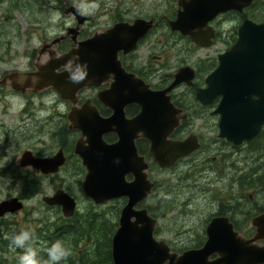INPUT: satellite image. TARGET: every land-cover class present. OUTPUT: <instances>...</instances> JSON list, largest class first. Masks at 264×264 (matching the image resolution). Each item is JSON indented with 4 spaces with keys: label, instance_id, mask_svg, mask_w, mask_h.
I'll return each instance as SVG.
<instances>
[{
    "label": "water",
    "instance_id": "obj_1",
    "mask_svg": "<svg viewBox=\"0 0 264 264\" xmlns=\"http://www.w3.org/2000/svg\"><path fill=\"white\" fill-rule=\"evenodd\" d=\"M250 2L240 0V10ZM182 6L183 11L178 20L171 23L172 28L190 34L199 42L191 29L197 23H205L210 6ZM238 7L224 5L218 11ZM149 26L145 20H135L132 28H126L127 38L130 29L133 32L126 50L133 48L132 43L139 36L135 30L140 27V34H143ZM67 33L74 34L71 29ZM123 36L122 27L118 26L78 43V47L60 54L61 59L52 60L45 67H40L38 63L35 65V69L39 68L38 72L6 75L10 80L26 75L28 79L23 89L38 92L53 88L60 98L72 105L77 102L78 90L110 84V88L98 95L101 103L113 111L110 116H100L96 107L86 102L81 109L72 107L68 121L70 129L81 131L74 144V153L86 169L81 183L84 194L95 205L126 198L111 238L112 264H264V243H257L264 239V211L251 219V225L256 229L251 238L234 231L233 225L224 216L210 219L205 228L206 240L197 248L179 253L172 251L166 240L155 237L157 219L150 215L147 208L138 207L153 194L154 182L149 177V164L145 156L138 153L135 142L138 139L149 142L147 156L160 168L171 167L180 158L199 149L195 135L182 141L168 139L178 126L179 118L165 93L182 83L190 84L193 72L189 67L181 68L174 74V81L167 89L150 90L140 79L127 74L116 60L117 51L127 41ZM60 38H54L50 45L57 44ZM74 53H78L81 62L88 66L87 78L78 85L68 82L67 73L62 71L64 62ZM32 75L40 78L35 88L31 86ZM206 84L205 89L197 91V98L202 103L222 95L218 109L221 114L219 137L236 145L253 139L264 126V24L245 20L240 25L238 42L231 51L220 55L219 65L207 76ZM12 86L18 88L16 83ZM126 104L138 105L139 113L127 118L123 109ZM108 133L116 134L117 141L107 143L103 136ZM65 160L62 149L51 157H36L32 151L26 150L19 164L22 167L31 166L43 174H54ZM42 200L46 205L60 207L65 218H71L76 211L75 198L62 188ZM23 205L18 197L0 201V217L18 213Z\"/></svg>",
    "mask_w": 264,
    "mask_h": 264
},
{
    "label": "flooded vegetation",
    "instance_id": "obj_2",
    "mask_svg": "<svg viewBox=\"0 0 264 264\" xmlns=\"http://www.w3.org/2000/svg\"><path fill=\"white\" fill-rule=\"evenodd\" d=\"M78 2L79 0H0V34L4 37L15 39L16 44L17 41L21 42L23 44L22 49L28 50L30 56L28 57L29 64L27 68L29 71L27 72H31L35 69V65H37L35 61L39 60L40 54L45 51L54 50V52L59 54L66 53L78 47V43L84 42L94 35H103L107 30L116 29L118 26L122 27L123 37H126V28H132L135 20L149 22V29L143 34H140L141 26L135 30V33H139V36L132 43L134 44L133 48L126 50L128 48V40L131 41L133 38V32L130 29V35L128 38L126 37L125 46L117 51L116 60L127 74L134 75L140 79L152 91L167 89L174 81V74L179 69L184 67L192 69L193 78L190 84L182 83L165 93L169 97V102L178 112L177 116L179 118L178 126L174 128L168 139L182 141L195 135L200 144L197 151L189 156L180 158L171 167L159 169L185 167L188 164V160L203 148L199 130H215L217 136L214 141L210 142V150L215 153L212 156L213 159L216 158L215 155L217 154L220 159L218 164H222L223 166L221 171L212 169L210 173L214 176L220 175V178L227 174L225 177L228 178L231 185L236 186V192L230 193L227 198H218L216 210L206 221L204 235L202 234L201 237L199 236L195 239L196 246H202L205 242L206 225L215 216L227 217L233 225V230L240 233V205H242L240 202V144L236 145L225 138L219 137L221 114L218 112V109L222 95L218 94L210 102L202 103L197 98V91L207 87V76L218 67L220 55L231 51L238 42L240 25L245 20H249L255 24H264V0H251L241 10L240 0H90V2L98 4V8L93 14L86 16L76 14V9L73 5ZM149 4L153 8H149ZM183 4L195 7L202 5L210 6L209 16L205 23H197L191 29L193 36H196L201 42H196L190 34H184L182 31L172 28L171 23L178 20L179 14L183 11ZM224 5H237L239 7L218 11ZM213 11L214 14H212ZM51 14H54L56 18L59 16L64 17V32L53 38L50 35H39L42 38L39 39L41 47L36 48L33 42L30 41V38L37 37V32L35 34L36 21L41 15L49 16ZM68 29H71L74 34L67 33ZM55 37L62 38H60L61 40L57 44L50 45L52 39ZM9 42L12 43L11 41ZM40 51L42 52L39 54ZM14 72L20 73L21 71L7 72L0 77V100L5 98V95L14 97L26 96L32 102L37 96L52 97L57 100V104L59 103L62 106L59 118H63L65 122L57 133L59 132L61 136L68 131L70 133L68 145L66 143L63 144L65 140L67 141L66 138H64V141L61 140L58 143L57 150L62 149L66 162L56 173L43 174L31 166H20V157L22 152L26 150L32 151L36 157H51L56 153L36 154L31 146L25 147L12 161L11 165L14 168L11 174L5 173L4 167L0 168V177L10 178V180L17 181V184L20 185L19 193H9L4 199L18 197L25 203L26 197L21 196L22 181L35 180L37 177L42 180V178L59 176L63 167L68 163L69 154L66 148H71L73 151L74 143L81 135V131L69 128L68 114L71 112L72 107L81 109L86 102H90V105L95 106L102 117L110 116L113 111L105 107L98 97L100 92L110 88L109 83H103L99 87L78 90L76 93L77 102L75 105H72L70 101L60 98L53 88H46L38 92L30 88L23 89L24 86L18 84V88H14L12 85L15 84L16 80L6 78V75ZM5 89L8 92H5ZM253 97L254 99L257 98V96ZM123 109L127 118L135 117L140 111V107L136 104H126ZM194 119L201 120V125L195 130L193 127ZM263 132L264 126H262L259 134ZM31 136L35 141V134ZM5 137L3 125H0V155L5 154ZM103 138L107 143L117 141V136L114 133L105 134ZM135 143L138 153L144 155L145 159L149 163H152L150 158L147 157L149 142L145 139H138ZM144 145L147 146L144 147ZM76 160L85 174L86 170L81 164V160L77 157ZM82 172H79L78 176ZM234 172L236 176L233 175ZM128 179H131V177H128ZM257 180L261 184L264 181V175L257 177ZM250 204H252L251 219L254 216L262 214L264 211V189L258 191L255 199ZM255 230L251 225V231L242 234L246 238H251L254 236ZM257 243H264V239ZM214 257L210 256V258Z\"/></svg>",
    "mask_w": 264,
    "mask_h": 264
},
{
    "label": "rangeland",
    "instance_id": "obj_3",
    "mask_svg": "<svg viewBox=\"0 0 264 264\" xmlns=\"http://www.w3.org/2000/svg\"><path fill=\"white\" fill-rule=\"evenodd\" d=\"M149 8H153V6L149 4ZM64 26L63 16L56 18L54 14L41 15L36 21V38L42 39L39 35H49V29L54 30V35L50 36L53 38L64 32ZM32 40L30 38L31 42H33ZM22 47L21 42L17 41L16 44L15 39L0 34V77L4 73L21 71L25 67L24 61H28L30 53L27 49L23 50ZM38 61L37 59L35 63L38 64ZM28 64L29 61L26 67ZM5 92H8L7 89ZM15 98L5 95V98L0 100V125H3L6 135L4 152L10 145H13L15 149V156L3 168L5 173L9 174L14 168L11 165L12 161L25 147L31 146L36 154L51 153L57 150L61 140L64 141V137L59 132L57 133L65 123L63 118H59L62 106L57 104V100L46 96H37L33 102L28 100L26 96H20L19 100ZM32 115L34 116L32 117ZM194 120L193 127L195 130L201 125V120ZM32 134H35V141L31 136ZM199 134H201L203 148L188 160L185 167L159 169L153 166L150 169V178L156 187L153 197L142 204L151 205L155 214L164 212L163 216L156 217L158 226L155 236L158 239L166 240L173 249L185 250L200 246H196L195 239L201 237L202 234L204 235L206 221L216 210L218 198H227L230 193L236 192V186L231 185L228 178L225 177L227 174L220 178V175L214 176L210 173L212 169L221 171L223 166L218 164L220 159L217 154L215 155L216 158L213 159L212 156L215 153L210 150V142L214 141L217 136L215 130H199ZM258 145L260 147L256 148ZM72 159L74 160H68V164L63 167L59 176L42 178V180L37 177L41 181L39 193L30 199L26 197L24 207L19 213L9 214L2 220L0 219V252L3 251L0 253V257L3 260L12 262V256L20 254L17 253V249L13 250L9 243L5 248H1L4 233L12 232L13 229H17L18 232L22 229L37 230L44 225V221L52 224L54 219H56V223L61 222L62 214L59 207H48L42 200L43 197L51 195L58 187L75 197L77 210L80 213L94 209L95 211L106 212V215L111 218L115 210H120L123 207L125 203L123 199L94 205L81 188L84 172H82L79 162L75 161V158ZM79 172H82L80 176H78ZM217 173L219 174V172ZM235 174L234 172L233 175ZM261 175H264V133L259 135L254 142L240 145V202L242 203L240 205V231L242 233L251 231L252 204L250 203L255 199L258 191L264 189V181L260 184L257 180V177ZM250 177L254 179V183L252 185L245 184V181L249 180ZM2 178L9 180L10 183L0 186V197H2L0 200L9 193L14 194L18 185L17 181L7 177ZM170 206L171 209L168 210ZM34 213L38 215H34ZM118 215L116 218L113 217V221L118 220ZM56 216L61 217L58 220ZM36 230L33 231L36 235L35 244L42 246V244L37 243L39 236L36 234Z\"/></svg>",
    "mask_w": 264,
    "mask_h": 264
},
{
    "label": "trees",
    "instance_id": "obj_4",
    "mask_svg": "<svg viewBox=\"0 0 264 264\" xmlns=\"http://www.w3.org/2000/svg\"><path fill=\"white\" fill-rule=\"evenodd\" d=\"M69 134L70 133L68 131L63 135V137L67 139V141L65 140L63 144H69ZM257 139L258 137L252 139L251 142H254ZM146 146L147 145H144V147ZM258 147H260V145H258L256 148ZM66 149L69 154L68 160H74L72 158H75V161H77L75 155L72 153V149ZM245 182V184L252 185L254 183V179L250 177V179L246 180ZM40 190L41 181L38 178L31 181L26 180L21 182V196L23 197H32L38 194ZM153 194L150 198L153 197ZM144 206L148 209L150 215L154 217H160L159 215H164V212L161 214H155L151 205ZM170 209L171 206L168 207V210ZM118 213L119 210H115L113 216L110 218L106 215V212H100L91 209L85 213L76 212L75 215L70 219H64L61 216H56L58 220L61 217V222L58 221L59 223H56V219H54L55 221L53 220L51 222L52 224L44 221V225H42L43 227H37L39 229L36 230V233L39 236L37 238V243L42 244V246L33 244V247L37 250L39 258L47 259L46 249L51 245L52 242L57 239H61L65 242L66 246L71 248V255L66 261L62 262V264H112L111 238L117 227V221H113V217L116 218ZM12 232H18V230L13 229ZM12 232L4 233L3 237L6 235L8 236V234L9 236L12 235ZM7 243H10V241L4 238V240L1 242V248H5ZM17 250V253H20L21 250ZM12 257V262H8L6 259L3 260L0 257V264H18V261H16L18 256L14 254Z\"/></svg>",
    "mask_w": 264,
    "mask_h": 264
},
{
    "label": "clouds",
    "instance_id": "obj_5",
    "mask_svg": "<svg viewBox=\"0 0 264 264\" xmlns=\"http://www.w3.org/2000/svg\"><path fill=\"white\" fill-rule=\"evenodd\" d=\"M74 8L79 15H91L98 8V4L90 2V0H79L75 3ZM49 35H54V30L49 29ZM33 45L36 48L41 47L39 39L33 37ZM61 59L59 53L54 52V50H48L40 54L39 65L40 67H45L50 61ZM28 61L25 60V67L21 69V72H27L29 69L26 67ZM33 71L38 72L39 68ZM62 71L67 73V81L73 85L81 84L88 75V66L86 63L81 62L78 53L71 55L63 64ZM28 76L18 77L15 81L16 84L23 86L25 80ZM39 76H31V86L35 87L39 83ZM19 100V97L15 98ZM42 115V114H41ZM15 156V149L13 145H10L5 149V154L0 155V168H3L5 164L13 159ZM10 183L0 177V186ZM16 192H20V185L16 187ZM2 198V197H0ZM34 215H38L34 213ZM10 241V246L13 250L19 249L20 254L17 257L18 264H62L71 255V248L66 246L65 242L61 239H57L51 243V245L46 249L47 259H41L38 257L37 250L33 247L35 243V233L30 230H20L19 232H14L12 235L5 237Z\"/></svg>",
    "mask_w": 264,
    "mask_h": 264
},
{
    "label": "bare ground",
    "instance_id": "obj_6",
    "mask_svg": "<svg viewBox=\"0 0 264 264\" xmlns=\"http://www.w3.org/2000/svg\"><path fill=\"white\" fill-rule=\"evenodd\" d=\"M70 163H71V162H70ZM67 164H68V163H67ZM70 166H71V165H70ZM70 166H69V167H70ZM36 223H37V222H36ZM33 224H34V223H33ZM35 225H36V224H35ZM8 226H9V225H8ZM30 226H31V225H30ZM32 226H34V225H32ZM37 226H38V225H37ZM40 226H41V225H40ZM50 226H51V225H50ZM42 227H43V226H42ZM33 228H34V227H33ZM11 229H12V227H11ZM29 229H30V228H29ZM34 229H35V228H34ZM4 230H5V229H4ZM35 230H36V229H35ZM35 230H33V231H35ZM38 230H39V229H38ZM11 231H12V230H11ZM1 232H2V231H1ZM12 233H13V232H12ZM36 234H37V233H36ZM3 235H4V234H3ZM3 235H2V236H3ZM0 236H1V235H0ZM8 236H9V234H8ZM35 236H36V235H35ZM3 239H4V237H3ZM0 241H1V240H0ZM9 244H10V243H9ZM34 244H35V243H34ZM6 249H7V248H6ZM12 249H13V248H12ZM8 250H9V249H8ZM4 251H5V250H4ZM1 252H3V251H1ZM1 252H0V253H1ZM12 253H13V252H12ZM6 254H7V253H6ZM10 256H11V255H10Z\"/></svg>",
    "mask_w": 264,
    "mask_h": 264
}]
</instances>
